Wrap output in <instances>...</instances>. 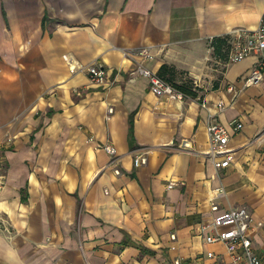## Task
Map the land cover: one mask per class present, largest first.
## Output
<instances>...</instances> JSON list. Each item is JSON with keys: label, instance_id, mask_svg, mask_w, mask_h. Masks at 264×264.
<instances>
[{"label": "crops", "instance_id": "1", "mask_svg": "<svg viewBox=\"0 0 264 264\" xmlns=\"http://www.w3.org/2000/svg\"><path fill=\"white\" fill-rule=\"evenodd\" d=\"M261 20L264 0H0V264H225L203 227L242 205L264 264V73L243 86L255 56L210 45ZM63 56L101 63L104 82ZM138 64L196 95L154 94ZM210 115L242 123L223 168L204 154Z\"/></svg>", "mask_w": 264, "mask_h": 264}, {"label": "built area", "instance_id": "2", "mask_svg": "<svg viewBox=\"0 0 264 264\" xmlns=\"http://www.w3.org/2000/svg\"><path fill=\"white\" fill-rule=\"evenodd\" d=\"M140 54L144 58H150L148 50L140 48ZM249 55H254L255 59L246 75L242 78L243 86L255 84L261 81L264 73V20H261L254 29H239L230 36V46L227 53V62H237ZM67 63L69 72L81 71L86 74L90 83L101 84L105 80V67L99 63L81 64L79 62L63 56ZM136 73L145 76L148 79V85L151 92L156 95L166 94L170 98L181 99L184 94L175 89L171 84L160 78L155 72L147 67L138 64L135 68ZM232 90V86H228ZM218 110L224 108L223 101L217 102ZM111 113V108L107 109ZM242 123L237 118L229 120L226 124L220 123L216 116L210 115L206 123V132L208 136V149L204 153L216 168H223L229 165L232 158V151L227 146L231 133L241 129ZM182 148H189L190 144L184 140L181 143ZM104 151L113 156L115 149L109 143L103 144ZM145 162V157L138 156L133 159V165L137 166ZM119 173L118 169L114 170ZM175 182L170 181L167 187H172ZM211 209H217L215 203H211ZM228 222V228L221 231H206L204 240L206 243L220 242L222 243L228 254L229 261L225 264H261L259 256L254 252L252 244V234L255 229L261 225V221L255 220L246 206H237L227 209L225 214L218 218L216 222ZM206 228V229H205ZM211 229V228H210ZM212 256L211 252L207 253Z\"/></svg>", "mask_w": 264, "mask_h": 264}, {"label": "trees", "instance_id": "3", "mask_svg": "<svg viewBox=\"0 0 264 264\" xmlns=\"http://www.w3.org/2000/svg\"><path fill=\"white\" fill-rule=\"evenodd\" d=\"M210 45L212 47L213 53L216 56L220 58L222 57L224 60H226L230 46V36L228 34L212 37L210 39ZM156 74L160 78L171 84L175 89L181 91L184 95H190V96L196 95V88L193 86L191 80L186 79L181 83H176L173 81V77L175 75V70L173 67H169L166 64H161Z\"/></svg>", "mask_w": 264, "mask_h": 264}, {"label": "clouds", "instance_id": "4", "mask_svg": "<svg viewBox=\"0 0 264 264\" xmlns=\"http://www.w3.org/2000/svg\"><path fill=\"white\" fill-rule=\"evenodd\" d=\"M9 255H14V252H12V253H9Z\"/></svg>", "mask_w": 264, "mask_h": 264}]
</instances>
